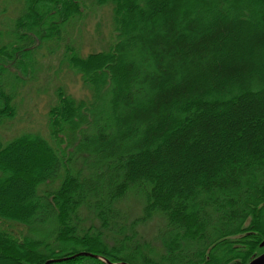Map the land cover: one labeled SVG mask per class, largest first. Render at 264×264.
Returning <instances> with one entry per match:
<instances>
[{"label":"trees","instance_id":"obj_1","mask_svg":"<svg viewBox=\"0 0 264 264\" xmlns=\"http://www.w3.org/2000/svg\"><path fill=\"white\" fill-rule=\"evenodd\" d=\"M95 1L110 44L63 52L91 100L58 86L45 134L0 138V262L247 264L264 251V0ZM80 3L24 0L0 46V127Z\"/></svg>","mask_w":264,"mask_h":264},{"label":"rangeland","instance_id":"obj_2","mask_svg":"<svg viewBox=\"0 0 264 264\" xmlns=\"http://www.w3.org/2000/svg\"><path fill=\"white\" fill-rule=\"evenodd\" d=\"M23 4L24 0H0V46L6 44L7 33L22 11ZM111 8L112 5L109 2L100 5L95 0H81L82 13L80 17L67 23L65 33L56 50L48 55L45 44L37 49L36 73L28 78L29 81L26 80L22 89H19L18 97L14 99L15 116L0 127L3 146L23 133H40L41 135L46 133L47 113L54 100V91L58 86H61L76 101L91 100L89 89L84 86L82 76L79 71H72L68 68L67 62L63 60V52L66 44L75 47L82 58L105 49L113 36ZM15 171L19 170L15 169ZM128 194L121 208L129 219H133L142 213L140 204L142 200L136 194ZM157 226L158 220L149 221L138 227L139 235L143 239L151 240ZM233 239L236 240V238ZM7 263L0 262V264Z\"/></svg>","mask_w":264,"mask_h":264},{"label":"water","instance_id":"obj_3","mask_svg":"<svg viewBox=\"0 0 264 264\" xmlns=\"http://www.w3.org/2000/svg\"><path fill=\"white\" fill-rule=\"evenodd\" d=\"M259 246H260V248L264 247V239L262 240V242L260 243ZM79 255L89 256V257L98 259V260L104 262L105 264H128L126 262H115L114 263L102 255H95V254H91L89 252H82V253H79ZM52 262H54V260H48L44 264H51ZM247 264H264V251L262 253H260L259 255L252 257V259Z\"/></svg>","mask_w":264,"mask_h":264}]
</instances>
